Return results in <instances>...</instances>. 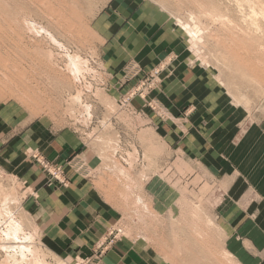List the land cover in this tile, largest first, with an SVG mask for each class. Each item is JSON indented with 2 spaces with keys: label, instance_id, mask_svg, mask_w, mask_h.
Returning a JSON list of instances; mask_svg holds the SVG:
<instances>
[{
  "label": "rangeland",
  "instance_id": "374dc122",
  "mask_svg": "<svg viewBox=\"0 0 264 264\" xmlns=\"http://www.w3.org/2000/svg\"><path fill=\"white\" fill-rule=\"evenodd\" d=\"M261 18L264 0H0V264H120L106 257L114 245L151 264L263 263L264 249L236 237V210L219 208L236 200L233 178L206 145L234 132L208 123H235L236 138L264 130ZM179 65L190 71L180 80ZM209 101H222L217 116ZM64 131L80 149L55 144ZM72 173L118 209L82 252L58 242L47 195ZM16 219L33 237L25 259L7 249Z\"/></svg>",
  "mask_w": 264,
  "mask_h": 264
},
{
  "label": "crops",
  "instance_id": "0c3cea01",
  "mask_svg": "<svg viewBox=\"0 0 264 264\" xmlns=\"http://www.w3.org/2000/svg\"><path fill=\"white\" fill-rule=\"evenodd\" d=\"M188 69L185 65L176 67V73L179 76L177 79L180 80L182 76L190 75ZM186 81H190V79L186 78ZM211 98L212 96L209 95L208 99L211 100ZM220 106L222 107V101H209L205 108H210V111L215 110L213 115L217 116ZM210 113L209 122L211 121ZM207 128L234 131L232 134L226 132L221 136L217 134L215 137L209 138L206 144L210 147L209 155L217 159L221 156V161L218 160L217 164H220L227 173H231L230 176L233 178V186L229 194L236 196V200L234 199L235 201L228 207H225L222 201L219 208L232 207L236 210V237L238 240L264 249V130L260 126L252 125L244 131L241 137L236 138L238 129L235 123L230 121L223 124L208 123ZM76 140V137L64 131L58 134L55 144L68 146L67 148L71 147L70 149L77 146L78 149L80 142ZM48 146L46 152H53L54 149ZM62 150L65 153L68 151L67 149ZM71 175L73 176L71 185L67 189L61 190L49 191L48 187H44L43 180L37 176L34 177L33 174L28 175V180L31 185L35 184L34 181L37 180L35 189L44 187L41 189L42 194L48 190L47 192L50 193L47 195L51 194L50 198H53V195L56 196V200L52 202H57L55 208H58V218L54 225L58 242L63 243L64 246L73 242L74 248L82 252L90 249V246L92 247L100 238L105 236L107 227L118 218V209L107 202L102 192L94 189L93 186L86 185L79 174L74 175L72 173ZM144 190L148 194L159 193L156 186H144ZM150 199L152 205H158L154 198ZM50 208L54 209V207ZM131 248V250H125L120 245H114L108 250L106 257L112 258V262L116 259L117 263L121 262L120 264H131V262L132 264H151L146 259L148 256L139 248L135 254L133 253L134 247L131 246ZM254 252L257 253L256 248ZM260 264H264V262Z\"/></svg>",
  "mask_w": 264,
  "mask_h": 264
},
{
  "label": "bare ground",
  "instance_id": "6f19581e",
  "mask_svg": "<svg viewBox=\"0 0 264 264\" xmlns=\"http://www.w3.org/2000/svg\"><path fill=\"white\" fill-rule=\"evenodd\" d=\"M257 1V0H256ZM238 3V2H237ZM198 6V5H197ZM243 6V5H242ZM239 7H241L240 5H239ZM200 8V7H199ZM198 8V9H199ZM242 8V7H241ZM200 10V9H199ZM202 10H204V9H202ZM207 11H205V13H206ZM251 12H253V11H251ZM255 12V11H254ZM253 12V13H254ZM192 14V13H191ZM211 14V13H210ZM262 15V14H261ZM193 16V15H192ZM207 16V15H206ZM191 17V16H190ZM197 17V16H196ZM242 17V16H241ZM249 17V16H248ZM263 17V16H262ZM18 18V17H17ZM16 18V19H17ZM212 18V17H211ZM24 19V18H23ZM207 19V18H206ZM218 19V18H217ZM251 19V18H250ZM262 19V18H261ZM264 19V18H263ZM262 19V20H263ZM194 20H195V18H194ZM211 20V19H210ZM22 21V20H21ZM198 21V20H197ZM212 21V20H211ZM214 21V20H213ZM212 21V22H213ZM220 21V20H219ZM254 21V20H253ZM25 22V21H24ZM27 22H28V20H27ZM33 23V22H32ZM32 23H29L28 22V24H29V26H30V28L32 27V26H34V23L32 24ZM214 23V22H213ZM236 23H237V21H236ZM251 23V22H250ZM27 24V25H28ZM32 24V25H31ZM204 24V23H203ZM247 24V23H246ZM24 25V27H25V24H23ZM202 25V24H201ZM240 25H242V24H240ZM240 25H238L239 27V29L240 28H242ZM261 25V24H260ZM28 26V27H29ZM247 26V25H246ZM255 26H256V24H255ZM197 27V26H196ZM195 26H189V25H184V28H185V30L187 31V33H189V35H190V37H191V39L193 40V42H195V43H197V42H199V29L198 28H196ZM248 27V26H247ZM250 27V26H249ZM261 27V26H260ZM27 28V27H26ZM258 28V27H257ZM34 29V28H33ZM244 29V28H243ZM247 29V28H246ZM253 30V29H252ZM259 30V29H258ZM29 31H30V29H29ZM237 31H239V30H237ZM241 31V30H240ZM245 31V30H244ZM261 31V30H260ZM242 32V31H241ZM245 32H249V30H246ZM244 32V33H245ZM240 33V32H239ZM251 33V32H250ZM241 34V33H240ZM238 34H236V36H237ZM242 35V34H241ZM245 35V34H244ZM50 37V36H49ZM202 38V37H201ZM237 38V37H236ZM239 39V38H238ZM243 39V38H242ZM254 39H255V36H254ZM253 39V40H254ZM53 40V39H52ZM248 40V39H247ZM257 40H259V39H257ZM240 41V40H239ZM252 42V41H251ZM217 43V42H216ZM256 43V42H255ZM220 44V43H219ZM250 44V43H249ZM257 44V43H256ZM259 45V44H258ZM263 45V44H262ZM261 45V46H262ZM198 48V47H197ZM259 48H261V47H259ZM264 48V47H263ZM253 50V49H252ZM263 50V49H262ZM196 51H198V50H196ZM244 51V50H243ZM248 51V50H247ZM251 51V50H250ZM263 53V52H262ZM248 54V53H247ZM259 56V55H258ZM260 56H262V55H260ZM264 56V55H263ZM68 57H69V61H70V63H71V69H70V72H71V74H73L74 75V77L80 72V66L75 62V58H73L72 56H69L68 55ZM75 57V56H74ZM78 57V56H77ZM238 57V56H237ZM240 58H241V56H240ZM239 58V59H240ZM261 59V58H260ZM250 60V59H249ZM68 61V62H69ZM237 61V60H236ZM248 61V60H247ZM246 61V62H247ZM262 61V60H261ZM260 61V62H261ZM264 61V60H263ZM70 63H68V64H70ZM81 63V62H80ZM83 63V62H82ZM238 63H239V61H238ZM241 63V62H240ZM249 63V62H248ZM248 63H245V64H248ZM254 62H252V64H253ZM251 64V63H250ZM249 64V65H250ZM255 64H256V62H255ZM257 64H259V63H257ZM81 65V64H80ZM243 65H244V62H243ZM253 66H254V64H253ZM256 66V65H255ZM247 68H248V65H247ZM251 69H252V67H250ZM255 68V67H254ZM262 68V67H261ZM255 69H257V68H255ZM254 69V70H255ZM83 70V69H82ZM256 71V70H255ZM257 72V71H256ZM260 72V71H259ZM262 72V71H261ZM80 74V73H79ZM262 74H263V72H262ZM258 75V74H257ZM261 76L259 75V78H260ZM77 78V77H76ZM263 78V77H262ZM262 78H260V80L262 79ZM243 79V78H242ZM253 80V79H252ZM255 80V79H254ZM264 80V79H263ZM257 83V82H256ZM260 86V85H259ZM1 192V191H0ZM3 195H4V193H3ZM6 197V196H5ZM137 199V198H136ZM6 205V204H5ZM140 213V212H139ZM141 214V213H140ZM12 217V216H11ZM10 217V218H11ZM10 220V219H9ZM7 221V220H6ZM20 220H18V219H16V220H12V222L10 223V225H9V229H8V231L6 232V236L7 237H10V239H12V242L11 243H13L14 245H12V246H7V249H12V250H15L16 252H18L21 256H24V259H25V256H26V254L27 253H31L32 252V249H31V245H29L31 242H33L32 241V236H31V234L30 233H28V232H25V230H24V228H23V226H22V223L21 222H19ZM4 225V224H3ZM7 225H8V223H7ZM7 228V227H6ZM6 228H5V230H6ZM3 232V231H2ZM30 232V231H29ZM4 233V232H3ZM2 233V234H3ZM4 237V236H3ZM5 238V237H4ZM6 241V240H5ZM4 243V242H3ZM33 244V243H32ZM7 245V244H6ZM6 247V246H5ZM4 248V247H3ZM36 248V247H35ZM7 249H5V250H7ZM36 250V249H35ZM37 253V252H36ZM14 254V253H13ZM33 254V253H32ZM7 255V254H6ZM5 255V256H6ZM10 255H12V254H10ZM36 255V254H35ZM34 255V256H35ZM20 256V257H21ZM10 257V256H9ZM13 257H14V255H13ZM29 258V257H28ZM34 258V257H33ZM6 259H8V258H6ZM21 259H23V258H21ZM20 259V260H21ZM30 259V258H29ZM11 260H12V258H11ZM19 260V261H20ZM43 260V259H42ZM17 261V260H16ZM15 261V262H16ZM25 261V260H24ZM31 261V260H30ZM40 261V260H39ZM12 262H13V260H12ZM44 262V261H43ZM21 263V262H20ZM10 264H11V262H10ZM43 264V263H42Z\"/></svg>",
  "mask_w": 264,
  "mask_h": 264
}]
</instances>
